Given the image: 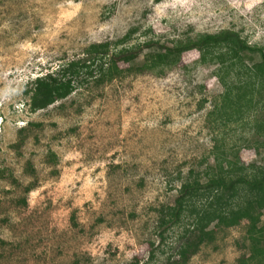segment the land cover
I'll return each mask as SVG.
<instances>
[{
    "label": "rangeland",
    "instance_id": "1",
    "mask_svg": "<svg viewBox=\"0 0 264 264\" xmlns=\"http://www.w3.org/2000/svg\"><path fill=\"white\" fill-rule=\"evenodd\" d=\"M224 30L264 50V0H0V264H164L181 231L163 241L161 212L180 179L213 165L216 143L264 169V137L246 128L264 122V85L242 122L220 126L210 113L238 68L218 75L197 50L162 74L82 79L67 99L29 108L31 82L66 63L85 69L93 44L135 48L119 63L133 69L149 41ZM248 228L218 231L188 264H238Z\"/></svg>",
    "mask_w": 264,
    "mask_h": 264
},
{
    "label": "trees",
    "instance_id": "2",
    "mask_svg": "<svg viewBox=\"0 0 264 264\" xmlns=\"http://www.w3.org/2000/svg\"><path fill=\"white\" fill-rule=\"evenodd\" d=\"M134 32H128L119 44L131 40ZM113 46L115 49L118 47L110 42L88 47L86 54L90 59L86 60L89 63H86L85 69H73L66 63L34 79L26 91L30 96V111L36 113L67 99L81 86L82 79L93 77L101 85L130 70L138 74H162L177 65L183 53L192 50L200 53L199 63L217 65L218 75L221 72L235 77L238 75L234 80L237 82L235 86L224 83L221 99L210 113L220 126L242 122L246 114L259 104L254 101V94L264 85V50L250 46L233 31L177 40L172 47L149 41L142 47L151 49V53L133 69H122L119 63L132 59L137 50L123 47L111 54ZM246 52L251 54L248 63L245 61L248 60L244 55ZM234 67L238 68L235 72ZM242 68L245 74L238 73L243 71ZM244 76L247 78L244 79ZM247 125H250L246 128L253 136L264 137V122L249 118ZM262 144L264 147V142ZM255 151L258 155L262 152L258 146ZM210 156L213 165H208L201 173L190 170L189 176L180 179L172 205L161 212L159 227L164 228L161 231L163 241L170 230L181 231L174 242V256L168 257L164 264H188L203 245L215 242L218 231L238 227L243 222L249 223L246 242L250 255L241 257L238 264H264V169L246 165L239 156V150L230 148L224 142L216 143Z\"/></svg>",
    "mask_w": 264,
    "mask_h": 264
}]
</instances>
